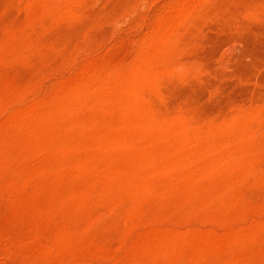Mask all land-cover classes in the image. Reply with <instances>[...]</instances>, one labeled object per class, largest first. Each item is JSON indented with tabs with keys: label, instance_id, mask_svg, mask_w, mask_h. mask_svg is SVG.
Returning a JSON list of instances; mask_svg holds the SVG:
<instances>
[{
	"label": "rangeland",
	"instance_id": "rangeland-1",
	"mask_svg": "<svg viewBox=\"0 0 264 264\" xmlns=\"http://www.w3.org/2000/svg\"><path fill=\"white\" fill-rule=\"evenodd\" d=\"M0 264H264V0H0Z\"/></svg>",
	"mask_w": 264,
	"mask_h": 264
}]
</instances>
